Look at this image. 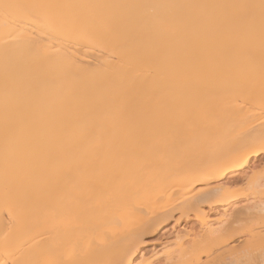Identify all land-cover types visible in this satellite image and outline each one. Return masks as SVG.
I'll return each instance as SVG.
<instances>
[{
    "label": "bare ground",
    "instance_id": "6f19581e",
    "mask_svg": "<svg viewBox=\"0 0 264 264\" xmlns=\"http://www.w3.org/2000/svg\"><path fill=\"white\" fill-rule=\"evenodd\" d=\"M159 256L264 264V0H0V264Z\"/></svg>",
    "mask_w": 264,
    "mask_h": 264
},
{
    "label": "rangeland",
    "instance_id": "374dc122",
    "mask_svg": "<svg viewBox=\"0 0 264 264\" xmlns=\"http://www.w3.org/2000/svg\"><path fill=\"white\" fill-rule=\"evenodd\" d=\"M260 164H262V162L259 160V161H257V162H255V163H253L252 165L253 166H255L256 167V165H257V167H260L261 165ZM260 165V166H259ZM253 166L250 168V169H252L253 168ZM249 170V169H248ZM242 185V184H241ZM236 188H238V185H237V187H235V186H233V189H236ZM246 201H251V199H246V198H244V199H241V203H245ZM192 224L194 225V227H196V224L194 223V221H192ZM191 224V225H192ZM174 226V223L173 222H171V223H169L167 226H166V230H167V233L169 232V233H172V230H171V227H173ZM185 226V223L183 224L182 223V225L181 226H179L177 229H181V228H185L184 227ZM186 228H187V226H186ZM185 228V229H186ZM195 229H197V227L195 228ZM159 235H161V234H159ZM158 235V236H159ZM173 247H174V245H172V246H170L168 249H173ZM148 249H146L145 251H144V254H145V256L146 257H151L153 254H160L162 251H158V249L159 248H157V250H156V248H155V251L153 252V250H152V248L150 247V246H148L147 247ZM154 249V248H153ZM146 252V253H145ZM149 252V253H148ZM139 259V258H138ZM138 259H136V260H138ZM163 259H164V257L163 256H159V257H157V259H155V261H154V263H156V264H159L160 262H162L163 261Z\"/></svg>",
    "mask_w": 264,
    "mask_h": 264
}]
</instances>
